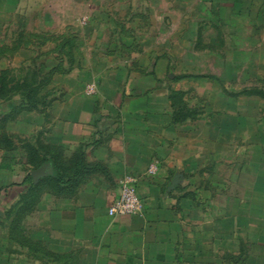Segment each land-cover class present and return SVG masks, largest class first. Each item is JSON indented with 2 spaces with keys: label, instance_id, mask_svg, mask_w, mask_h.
I'll use <instances>...</instances> for the list:
<instances>
[{
  "label": "crops",
  "instance_id": "0c3cea01",
  "mask_svg": "<svg viewBox=\"0 0 264 264\" xmlns=\"http://www.w3.org/2000/svg\"><path fill=\"white\" fill-rule=\"evenodd\" d=\"M204 2L212 10L227 8L233 14L255 9L261 17L264 10V0ZM95 3H100L99 11L94 10ZM139 3L53 0L39 4L43 9L38 25L45 30L68 28L73 33L68 41L73 42L77 17L90 13L91 29L83 31L87 63L82 67L98 83L92 81L89 85L96 92L87 93L84 84L75 81L77 77L60 75L65 79L59 82L57 77L55 82V90L62 94L54 101L58 116L31 117L26 124V143L46 157L52 174L34 183L30 172L38 166L29 168L25 163L23 144L15 149L12 164L2 166L0 150V264H222V257H231L221 242L231 241L229 233L236 231L234 203L220 212L215 204L219 191L213 189L210 195L204 177L196 181V193L179 182L185 160L175 158V147L165 142L158 123L162 125L166 117L133 116L143 108V99L156 96L157 83L148 72L152 66L142 70L138 62L148 60L153 52L138 28ZM82 4L89 5L82 8ZM147 6L153 7L150 2ZM208 18L215 24L220 19L216 14ZM62 47L57 50L71 54L70 47ZM124 58L131 60L124 63ZM104 110L108 114L98 115ZM159 154L165 166L151 175L147 169L152 156ZM56 170L62 174L60 181L50 177ZM126 174L137 180L142 209L130 216H110L108 206ZM226 227L230 230L222 236Z\"/></svg>",
  "mask_w": 264,
  "mask_h": 264
},
{
  "label": "rangeland",
  "instance_id": "374dc122",
  "mask_svg": "<svg viewBox=\"0 0 264 264\" xmlns=\"http://www.w3.org/2000/svg\"><path fill=\"white\" fill-rule=\"evenodd\" d=\"M50 1L0 0V138L10 142L9 149L26 143L31 117L58 116L54 101L62 94L55 90L57 77L63 82L60 75L72 74L84 89L97 82L82 67L90 13L77 17L76 39L68 41L70 29L45 30L36 22L42 15L39 4ZM149 2L151 10L144 8ZM139 4L138 28L153 52L138 62L142 70L152 66L148 72L157 83L156 96L143 99V108L133 116L166 117L158 123L165 142L175 147V158L185 160L179 182L196 193V181L204 177L210 195L219 191L215 204L220 212L234 203L236 231L229 233L231 241L221 242L232 255L222 257V264H264V10L261 17L255 9L235 12V17L227 8L212 10L204 0ZM213 14L220 18L218 24L209 20ZM61 44L71 54L57 50ZM14 88L19 90L11 92ZM97 113L103 117L108 111ZM152 157L158 172L165 158ZM222 230L223 236L230 229Z\"/></svg>",
  "mask_w": 264,
  "mask_h": 264
},
{
  "label": "built area",
  "instance_id": "2783aa9c",
  "mask_svg": "<svg viewBox=\"0 0 264 264\" xmlns=\"http://www.w3.org/2000/svg\"><path fill=\"white\" fill-rule=\"evenodd\" d=\"M86 90L87 93H93L95 87L93 85H88ZM147 171L151 175L156 174V165L151 163ZM136 182L137 180L129 174L124 175L119 180L118 192L108 206V215L113 217L130 216L141 211L142 201L137 193Z\"/></svg>",
  "mask_w": 264,
  "mask_h": 264
},
{
  "label": "trees",
  "instance_id": "16d2710c",
  "mask_svg": "<svg viewBox=\"0 0 264 264\" xmlns=\"http://www.w3.org/2000/svg\"><path fill=\"white\" fill-rule=\"evenodd\" d=\"M11 90H12L11 92H14V91L16 92V90H19V88H14ZM1 96L2 95L0 93V97ZM9 145H10V142L7 139H1L0 138V148H3L5 150L3 152V155H2V166H4L5 163L12 164L15 162L16 155L13 152L15 149L6 148V146H9ZM23 150L25 152V154H24V158L26 161L25 163H31V165L34 167L39 166L40 164H42L43 162H45L47 160L46 157L45 158L40 157L38 149L36 147L30 145L29 143H25L23 145ZM48 160H51V159H48ZM52 162L54 163V161H52ZM50 177L55 178L56 180L60 181L62 179V174H60L56 170L55 174L51 175ZM28 179H29L30 187H32V189H35V187H34L35 185L32 184L30 176H28Z\"/></svg>",
  "mask_w": 264,
  "mask_h": 264
},
{
  "label": "water",
  "instance_id": "95a60500",
  "mask_svg": "<svg viewBox=\"0 0 264 264\" xmlns=\"http://www.w3.org/2000/svg\"><path fill=\"white\" fill-rule=\"evenodd\" d=\"M53 173V167L50 163L45 162L39 165L37 168L33 169L30 174L33 182L36 183L39 178L47 176Z\"/></svg>",
  "mask_w": 264,
  "mask_h": 264
}]
</instances>
